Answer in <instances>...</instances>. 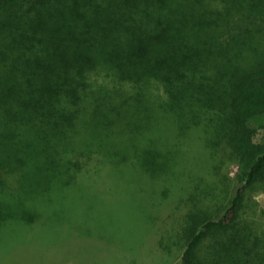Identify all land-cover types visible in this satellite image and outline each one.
Instances as JSON below:
<instances>
[{"label": "trees", "instance_id": "16d2710c", "mask_svg": "<svg viewBox=\"0 0 264 264\" xmlns=\"http://www.w3.org/2000/svg\"><path fill=\"white\" fill-rule=\"evenodd\" d=\"M133 1L0 0V141H4L2 150L8 149L0 152V221L14 215L24 220L27 215L28 224L44 223L48 207L63 199L54 195L37 200L28 194L30 188L45 189L50 184L40 181L39 167L26 170L22 166L23 159L16 154L20 130L29 132L27 142L48 139L55 153L52 166L79 184L94 176V172L88 174L90 161L100 175L107 158L125 149L124 143L107 141L114 124L128 122L130 107L136 109L155 97L164 108L156 105L151 116L173 119L166 111L181 109L182 132L175 134L171 157L188 161L182 151L190 149L183 148L182 141L189 135L185 130L189 121L211 129L215 161L208 185H193L167 200L147 238L149 252H156L153 259L158 264H264V222L244 216L248 192L264 190V136L257 140L264 128V49L259 59L248 60L227 74L214 75L213 61L208 58L225 43L219 39L220 33L227 35L225 26L236 24L230 29H236L242 44L253 26L264 22V0H197L207 6L204 12L218 35L208 38L211 44H203L202 60L195 58L192 43L180 42V38L173 41L170 32L180 26L152 19L151 13L145 20L146 34L138 36L143 40L133 49L120 47L117 60H95L88 55L87 48L96 40L110 46L127 45L119 41L126 35L113 36L117 24L128 21L129 6L145 2L149 12L162 4V0ZM227 6L242 10L246 22L232 17L233 10ZM178 54H182L180 59ZM8 102L17 106L8 111ZM17 118H23L27 126L19 128ZM3 122L11 128L6 130ZM154 151L150 148L144 153L153 155ZM233 167L238 168L235 177ZM84 185L98 192L104 188ZM245 222L250 227L241 228ZM58 227L69 238L36 250L40 257L32 263L47 264L50 249L61 252L65 247H79L83 252L85 248L91 263H98L102 252L98 253L92 232L80 233L65 219ZM12 252L1 253L0 264H8Z\"/></svg>", "mask_w": 264, "mask_h": 264}, {"label": "rangeland", "instance_id": "374dc122", "mask_svg": "<svg viewBox=\"0 0 264 264\" xmlns=\"http://www.w3.org/2000/svg\"><path fill=\"white\" fill-rule=\"evenodd\" d=\"M132 4L135 2L133 1ZM138 4L140 5L136 7L129 6L128 21L118 23L114 32L113 38L118 34L126 35L127 37L122 36L119 41L127 42V45L110 46L105 41L96 40L87 48V54L95 60H117L120 47L133 49L131 46L143 40L138 36H141V33L146 34L143 29L148 26L145 22L148 13L152 14V19H162L168 24L172 21L176 26H180L178 31L170 32L174 36L173 41L180 38L182 39H179L180 42L192 43L190 47L196 50L194 53L196 59H203L204 55L200 53L203 44L212 43L208 38L218 36H216L217 30L209 21L208 14L204 12L207 6L199 4L197 0H162V4L154 6L149 12L144 9L148 4L145 2ZM227 9L236 8L227 6ZM231 15L236 17L235 19H241V23L246 22L242 10L239 12L233 10ZM118 18L119 14H117ZM257 23L259 24L253 26L252 34H247L248 36L243 38L242 44H240L241 40L237 39L236 29H230L236 24L232 22L225 26L227 35L220 33L219 37L225 40V43L221 44L215 53L211 51L208 57L209 62L213 61L211 63L214 67L212 69L214 75L227 74L236 66H243L248 60H257L262 56L264 22ZM195 39L197 45L193 44ZM234 41L237 45L230 44ZM181 56L182 54H178L177 58L180 59ZM119 58L125 57L119 55ZM1 77L3 78V75ZM142 105L136 109L130 107L129 121L115 123L114 130L107 140H111V143H124L125 149L107 158L104 163L105 170L100 175L95 173L94 162L90 161L87 166L88 174L94 172V176L87 177L88 180L80 181L79 184L61 176L57 165L52 166L55 153L48 139L37 138L27 142L29 132L20 130L16 140V144L20 147L16 154L22 157V166L26 170L39 167L37 176L40 181L42 184H50L45 189L30 188L28 194L37 200L54 195L63 199L56 201L55 206L48 207L49 217H45L44 223L28 224L30 221L27 215H24V220L20 218L21 215H14L0 221V254L14 251L8 264H35L32 260H38L40 257L36 250L49 249L54 246L52 245L55 244L54 242L68 239L69 236H62L63 230L58 227L64 219L65 223H71L74 228L78 227L80 233H93L96 249L98 253L102 252L97 256V264H158L156 259H153L156 252H149L147 238L153 234L162 212L167 207V200L172 201L174 197L193 185H208L207 179L214 170L212 160L215 161V158L211 156V145L215 139L210 128L206 127L203 130L199 124L186 121L185 130H189V135L182 141V147H188L190 151L183 150L182 154L186 156L187 153L188 161L171 157L169 148L174 144L175 134L182 132L180 127L183 126L179 124L178 117L181 109L178 107L166 111L173 119H158V116H151L156 105L164 108L160 101L157 104V98L150 97ZM12 106L17 105L8 102L6 109L10 111ZM22 119L15 120L19 128L27 126ZM3 124L6 130L11 128L9 124L4 122ZM263 136L264 128H261L257 140L260 141ZM2 144L4 141L1 140L0 152L4 151L1 148ZM150 148L155 149L153 155L144 153ZM152 165L154 169L148 168ZM146 172L158 173L161 176L152 177ZM237 172L238 168L233 167L232 176L235 177ZM85 183L104 188L99 192L85 189ZM50 200L51 198L43 201ZM246 203L244 216L264 222V216L261 214L264 209V190L262 188L250 190ZM244 227L248 228L250 224L245 222L241 228ZM21 248L29 249V253L26 255ZM50 250H52L51 260L47 264H92L85 248L84 252L79 247H65L61 252L57 249Z\"/></svg>", "mask_w": 264, "mask_h": 264}]
</instances>
